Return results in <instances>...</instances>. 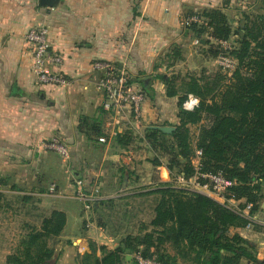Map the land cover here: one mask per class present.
I'll use <instances>...</instances> for the list:
<instances>
[{"label":"crops","instance_id":"0c3cea01","mask_svg":"<svg viewBox=\"0 0 264 264\" xmlns=\"http://www.w3.org/2000/svg\"><path fill=\"white\" fill-rule=\"evenodd\" d=\"M208 7L221 8L222 0H0V175L12 177L10 188L15 186L23 194V203L30 195L45 212H65V228L51 241L55 254L47 264H84L83 255L92 253L91 242L102 257L101 246L114 250L132 232L127 224L111 227L112 216L104 219L95 210L86 213L76 196L78 180L84 191L104 200L151 188L157 182H172L181 174L172 173L168 157L143 138L148 128H176L179 123L178 97L167 95L163 76L179 71L185 75L196 70L198 61L207 67L206 75L217 70L214 58L205 52V39L184 24L189 11ZM40 25L47 27L52 49L63 56L61 70L67 85L39 83L32 70L33 50L26 34ZM175 45L182 52L176 64L169 54ZM98 60L124 68L144 93L142 126L127 114L116 125L104 109V96L96 86L99 73L93 67ZM130 122L137 127L132 128L135 138L127 148L115 138L107 144L99 142L93 128L98 123L111 138L115 130H128ZM56 137L69 150L66 160L42 146ZM155 157L160 165L154 164ZM189 184L214 198L194 181ZM53 185L54 193L50 192ZM262 194L258 211L252 215L244 211L250 222L246 226L234 223L226 231L229 237L239 235L254 244L260 260H264V189ZM13 236L8 228H0V264H9L7 257L15 250ZM163 250L175 255L170 243ZM135 253H122L120 264H138ZM151 253L156 259L155 247ZM183 261L177 259V263ZM239 264L253 263L242 258Z\"/></svg>","mask_w":264,"mask_h":264},{"label":"trees","instance_id":"16d2710c","mask_svg":"<svg viewBox=\"0 0 264 264\" xmlns=\"http://www.w3.org/2000/svg\"><path fill=\"white\" fill-rule=\"evenodd\" d=\"M200 16L206 23L190 24L189 31L203 37L210 27L217 39L231 37L229 20L220 9H204ZM244 29L240 47L231 51L238 61L236 69L232 74L220 69L229 76L228 83L220 82L221 78L216 76L218 71L212 76L176 73L162 77L167 95L178 97L179 123L171 132L148 128L143 138L154 151L168 157L172 173L177 170L187 179L196 173L193 161L200 150V173L222 172L233 181L225 196L244 200L239 205L241 211L174 181L157 182L137 193L154 196V214L149 224L141 223L138 233L126 235L114 250L101 246L102 257L96 255L95 244L91 242L92 253L83 255L84 264H120L122 253L139 250L147 258L152 256L153 247L157 251L156 259L164 264H187L186 261L193 264H239L242 258L253 264H264V260L257 257L254 244L239 235H226L230 225L246 226L250 222L242 210L251 203L250 215L258 211L264 189V13ZM205 52L210 53L208 47ZM190 94L200 99L198 107L193 110L184 108ZM202 118L205 122L195 142L190 125ZM93 128L99 136L104 134L98 123ZM134 138V131L129 128L118 133L115 140L127 148ZM153 162L161 164L159 157ZM25 198L30 200L32 197ZM109 201L112 198L97 200L93 209L99 210ZM65 225L66 214L61 210L54 209L44 215L41 225L31 226L8 255V263L47 264L55 254L51 241L63 232ZM166 243L172 245L175 255L163 250ZM178 258L184 261L177 263Z\"/></svg>","mask_w":264,"mask_h":264},{"label":"built area","instance_id":"2783aa9c","mask_svg":"<svg viewBox=\"0 0 264 264\" xmlns=\"http://www.w3.org/2000/svg\"><path fill=\"white\" fill-rule=\"evenodd\" d=\"M193 23L200 25L206 22L199 14H193L184 20V24L187 26ZM26 41L33 50L32 70L38 82L51 85H67L69 81L61 70V65L64 61L63 56L52 49L48 39L47 27L40 25L30 28L26 34ZM223 47L225 50L220 52L216 58V62L224 72L232 74L237 67L238 61L231 54L230 47L225 45H223ZM93 67L94 70L99 73L96 86L99 92L104 96L103 107L111 114L114 123L116 125H121L123 123V118H125L127 114L135 120L138 127L142 126V105L145 100V95L134 85L130 74L124 68L109 61H95ZM199 103L200 99L190 94L188 99L184 102V108L193 110L198 107ZM136 127L133 125V122L128 124V128L134 129ZM118 133L119 132L115 130L111 138H108L106 134L100 135L98 136V141L107 144L111 139L113 140ZM44 147L57 149L64 158L70 157L67 146L58 139L45 144ZM200 155L201 151L198 150L196 158L198 161L194 164L196 173L188 179L184 174L177 175L174 179L175 183L192 189L189 186L191 184H189V182L194 181L200 189L212 193L216 200L227 203L229 206L241 211L239 205L242 203V199H237L235 196H225L227 188L231 187L234 182L228 180L222 172L200 173ZM77 183L79 189L76 192V196L82 202L85 212L91 213L95 201L99 200V196L95 192L84 191L81 180H78ZM251 207L252 204L248 203L242 210L243 213L246 210L249 211ZM135 257L139 264H163L155 258L143 257L140 250L135 253Z\"/></svg>","mask_w":264,"mask_h":264},{"label":"rangeland","instance_id":"374dc122","mask_svg":"<svg viewBox=\"0 0 264 264\" xmlns=\"http://www.w3.org/2000/svg\"><path fill=\"white\" fill-rule=\"evenodd\" d=\"M222 3L223 7L221 8L208 7L205 9L217 8L227 15L231 27V37L226 40L217 39L213 37V30L209 27L206 29V32L204 33V36L202 38L206 39L208 42L207 46L205 47L209 48L210 53L206 54L210 58L212 57L215 60V64H213V67L217 69L216 71H218L216 76L219 75L218 77L221 78L220 82L228 83L229 76L220 71L221 68L216 62V58L220 54L217 53L219 51L221 52L225 50L223 45L230 47V50L232 52L240 47V43L245 34V26L251 25L253 21L257 20L259 14L264 13V0H222ZM222 8L224 10H222ZM203 10L204 9L189 11L185 15V17L191 16L193 14H201ZM195 44L198 45V47L202 45L200 39H197V42ZM169 54L171 55V59H173V57L175 58L174 64H176L175 62L181 57L182 52L180 50V47L178 45H175L171 48V52ZM197 65L198 66L196 70L189 71L184 74L192 75L194 73L198 76H200V74L204 75L207 67L201 66L199 64V61ZM179 68L180 65L176 66V69ZM215 72L213 71L212 73L215 74ZM179 75L182 76L181 71H179ZM204 122L205 120L202 118L200 122L190 125V130L195 142H197L198 135ZM55 139L58 138L56 137L45 141L46 143L42 145L43 148L48 149L49 151L56 152L59 158L66 160L67 158H64L57 149L44 147L45 144L51 143ZM60 142L62 141L60 140ZM42 177L44 181L48 179L44 176ZM8 181H10V183H8ZM12 182V177L0 175V228H8L11 233H14L13 245L15 246L13 249H15L19 244L20 239L28 233L30 227L40 226L42 217L44 215H48L50 212H45L44 209H42V207L39 205L40 201L36 197H33V199L29 201L24 198L25 200H23V203L21 201L23 194L18 193V189L15 186H12V188H10ZM53 190H55L54 185L50 188V192L54 193ZM45 191L46 189L41 190V192ZM139 192L141 191L136 190V192L130 194L119 193L121 196L113 197L111 202L109 201L108 203L103 204L99 210L95 211L98 212L99 215L105 217L104 219L108 218L106 217V215L112 216L113 219H111L110 221L112 223L111 227L115 228L121 226L122 224L123 226L127 224L126 226L128 228H131V233L137 234V228L141 226V223L149 224L154 214V196L137 195V193ZM93 210L94 209H92V212ZM104 223L108 222L104 221ZM20 228L25 231H20ZM124 237L125 236H123L122 239Z\"/></svg>","mask_w":264,"mask_h":264},{"label":"water","instance_id":"95a60500","mask_svg":"<svg viewBox=\"0 0 264 264\" xmlns=\"http://www.w3.org/2000/svg\"><path fill=\"white\" fill-rule=\"evenodd\" d=\"M154 128L166 131V132H171L175 129L174 126H154Z\"/></svg>","mask_w":264,"mask_h":264}]
</instances>
